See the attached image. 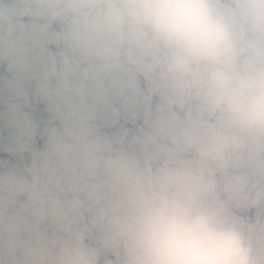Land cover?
<instances>
[{
	"label": "clouds",
	"instance_id": "clouds-1",
	"mask_svg": "<svg viewBox=\"0 0 264 264\" xmlns=\"http://www.w3.org/2000/svg\"><path fill=\"white\" fill-rule=\"evenodd\" d=\"M0 264H264V0H0Z\"/></svg>",
	"mask_w": 264,
	"mask_h": 264
}]
</instances>
